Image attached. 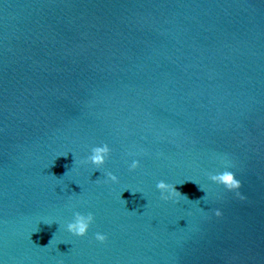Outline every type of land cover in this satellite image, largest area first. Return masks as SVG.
Here are the masks:
<instances>
[{"label": "water", "instance_id": "1", "mask_svg": "<svg viewBox=\"0 0 264 264\" xmlns=\"http://www.w3.org/2000/svg\"><path fill=\"white\" fill-rule=\"evenodd\" d=\"M99 143L118 183L73 164ZM0 262L264 264V0H0Z\"/></svg>", "mask_w": 264, "mask_h": 264}, {"label": "clouds", "instance_id": "2", "mask_svg": "<svg viewBox=\"0 0 264 264\" xmlns=\"http://www.w3.org/2000/svg\"><path fill=\"white\" fill-rule=\"evenodd\" d=\"M111 151L112 149L108 143H99V144L92 145L90 147L88 154L82 159L77 160L73 155V158H74L73 164L92 165L94 167V172L97 170H99L100 172H103V181H102L103 183H118L119 177L114 172L107 171L104 169V165L108 161ZM141 153H142V150L140 152L129 151L127 153L128 156L133 157L130 159V161H126L129 170H135L141 166L140 159L135 158L141 155ZM67 155L68 153H63L60 156H67ZM222 162H223V167L219 170L209 172L207 174L208 179L212 183L222 186L224 190L235 193V195L239 199L241 200L246 199L247 197L245 196V194L241 192V188L243 187V181L237 176V173L234 170H232L234 165L232 164L230 160L226 158H222ZM69 170L70 169H68L61 177L67 175ZM187 181H192L196 185H198V188L202 190L205 193V195L201 197L200 199L191 200L189 199L187 194H183L179 190H177L176 185L178 184L183 185ZM97 182H100V181H97ZM155 187L160 191L161 197L164 200L179 201L180 199H184L187 201H195L199 203H201V200H203V202L205 203L206 199L209 196V193L205 190V187L193 179H187L183 182L176 183V184L169 183L164 179H160L156 182ZM128 190H130L133 194L140 192L138 189L125 187L124 189H122L121 195L123 192L128 191ZM122 200L126 205L127 201L124 199ZM213 213L216 217H220L223 215V211L220 208H215L213 210ZM94 219H95L94 214L91 211L86 212V213L81 212V211H75L73 213L72 218L69 221H67V223L64 225V228L66 229L67 232L71 233L74 236L83 237L87 235L89 228L94 222ZM42 221L49 225L55 223L51 219H43ZM36 231L38 230H33V232H36ZM94 235H95V239L100 242H104L107 239L106 234L100 231H97ZM54 238H55V234L53 235V238L49 241L48 245L54 242ZM47 246H44V247H47ZM0 264H2V262H0Z\"/></svg>", "mask_w": 264, "mask_h": 264}]
</instances>
